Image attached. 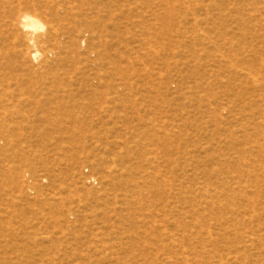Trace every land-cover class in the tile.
Segmentation results:
<instances>
[{
	"label": "rangeland",
	"instance_id": "obj_1",
	"mask_svg": "<svg viewBox=\"0 0 264 264\" xmlns=\"http://www.w3.org/2000/svg\"><path fill=\"white\" fill-rule=\"evenodd\" d=\"M0 264H264V0H0Z\"/></svg>",
	"mask_w": 264,
	"mask_h": 264
},
{
	"label": "bare ground",
	"instance_id": "obj_2",
	"mask_svg": "<svg viewBox=\"0 0 264 264\" xmlns=\"http://www.w3.org/2000/svg\"><path fill=\"white\" fill-rule=\"evenodd\" d=\"M49 24L50 23L41 22L37 17L29 13L18 14L15 17L14 25L21 33L23 43L26 47V54H29V56H32L34 59H40L42 51L45 52L49 48V52L57 56L55 50L59 48L60 45V42H57L59 36H65L71 42H76L75 37L68 36L71 33L69 34L60 29H55ZM70 30L68 32H70ZM39 32H41V35L38 34ZM50 42H53V44L49 45V47L46 46V44Z\"/></svg>",
	"mask_w": 264,
	"mask_h": 264
}]
</instances>
